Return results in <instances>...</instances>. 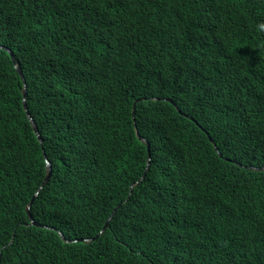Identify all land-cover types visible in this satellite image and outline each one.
<instances>
[{
  "label": "trees",
  "instance_id": "16d2710c",
  "mask_svg": "<svg viewBox=\"0 0 264 264\" xmlns=\"http://www.w3.org/2000/svg\"><path fill=\"white\" fill-rule=\"evenodd\" d=\"M0 46V264H264V0H0Z\"/></svg>",
  "mask_w": 264,
  "mask_h": 264
},
{
  "label": "clouds",
  "instance_id": "9594fccd",
  "mask_svg": "<svg viewBox=\"0 0 264 264\" xmlns=\"http://www.w3.org/2000/svg\"><path fill=\"white\" fill-rule=\"evenodd\" d=\"M104 10H106L107 12H111V8H109V6H106V7H104L103 8ZM127 13H128V11H127ZM0 50H6L9 54H10V56H11V58H12V55H11V53H13L10 49H8L7 47H5V46H0ZM14 54V53H13ZM14 58L16 59V57H15V55H14ZM12 60H13V58H12ZM13 63H14V68H15V70H16V72L19 74V72L17 71V69H16V66L17 65H20V67H21V69H22V74H23V76H21L20 74V76L22 77V79L24 80V88H25V85H26V82H25V78H24V72H23V68H22V65L17 61V59H16V61H14L13 60ZM171 82H172V85H173V83H174V80H171ZM26 91H27V85H26ZM27 95H28V93H27ZM23 96H24V92H23ZM154 99H156V98H154ZM166 101H169L170 102V100L169 99H165ZM185 100V99H184ZM26 101H27V97H26ZM138 101H140V100H138ZM137 103V102H136ZM136 103H135V106H136ZM23 104H24V99H23ZM135 106H134V108H135ZM27 108H28V102H27ZM182 108H184L183 106H182ZM24 109H25V107H24ZM26 111V110H25ZM28 111H29V109H28ZM29 113H30V111H29ZM26 114H27V112H26ZM30 115H31V113H30ZM27 116H28V114H27ZM32 116V115H31ZM186 117H188V115H185ZM29 118V117H28ZM32 119H33V121H34V123H35V125H36V127H37V129H38V125L36 124V122H35V120H34V118L32 117ZM30 120V119H29ZM30 123H31V125H32V122L30 121ZM193 123H195V120L193 119L192 120V123L191 124H193ZM32 127H33V125H32ZM186 127V126H185ZM185 127H184V129H185ZM186 129H187V127H186ZM185 129V132H188L187 130ZM33 130H34V127H33ZM135 130H136V134H137V136H138V138H140L141 139V141L143 142V143H145V144H147V146H148V151H149V153H150V143L145 139V138H142L141 137V135H140V133H139V131H138V129H137V127L135 126ZM38 131H39V129H38ZM34 133L36 134V132H35V130H34ZM39 134H40V131H39ZM36 136H37V134H36ZM40 136H41V134H40ZM207 136H209L208 134H207ZM38 137V136H37ZM187 139L188 140H193L194 138H195V133L193 134V133H191V135L188 133L187 134ZM211 138V137H210ZM38 139H39V137H38ZM211 140V139H210ZM39 142L40 143H42L43 141H42V136H41V140L39 139ZM214 147H215V150L218 152V154H221L220 152H219V149H218V146H217V144L216 143H214ZM44 154H46V152L44 151ZM46 156V155H45ZM46 158V166H47V169H48V165H47V161H49L50 162V164H51V169H52V173H53V167H52V163H51V161L47 158V157H45ZM148 166H149V164H148ZM252 169L253 170H255V171H264V167H261V168H258V167H252ZM46 176H47V170H46ZM51 177H52V175H51ZM46 179V178H45ZM50 181V180H49ZM44 182H45V180H44ZM44 182H43V184H44ZM43 184H42V187H41V189L44 187L43 186ZM48 184V183H47ZM46 184V185H47ZM136 184L134 183L133 184V186L131 187V189H133L134 188V186H135ZM40 189V190H41ZM40 190L36 193V197H38V195H39V193H40ZM34 196V197H35ZM36 199V198H35ZM33 200H34V198H33ZM32 200V204H33V201ZM30 203V204H31ZM29 204V205H30ZM29 207V206H28ZM32 207V206H31ZM117 209L118 208H116L115 209V211L113 212V217H114V215H115V213H116V211H117ZM30 210H31V208H30ZM27 211H28V208H27ZM28 214H29V218H30V220H31V225H38L36 222H35V220H34V218H33V216L30 214V211H28ZM112 215L110 216V218L112 217ZM31 216H32V218H31ZM113 217H112V219H113ZM110 218L108 219V221L110 220ZM111 219V220H112ZM110 220V221H111ZM107 221V222H108ZM107 222H106V224H107ZM110 223V222H109ZM106 226V225H105ZM104 226V227H105ZM108 228H109V226H108ZM104 229V228H103ZM103 231V230H102ZM101 231V232H102ZM100 232V234H99V236H101L103 233H101ZM60 235L62 236L63 234H61L60 233Z\"/></svg>",
  "mask_w": 264,
  "mask_h": 264
},
{
  "label": "water",
  "instance_id": "95a60500",
  "mask_svg": "<svg viewBox=\"0 0 264 264\" xmlns=\"http://www.w3.org/2000/svg\"><path fill=\"white\" fill-rule=\"evenodd\" d=\"M11 55H12L13 60L16 61V59L14 58V54L11 53ZM16 69H17V71L19 72V74H20L21 76H23V74H22V69H21L20 65H17V66H16ZM26 97H27V91H26V85H25V88H24V96H23V99H24V107H25V110H26V112H27V114H28V117H29L30 121L32 122V125H33V127H34V130H35L37 136H38L39 139L41 140V136H40V134H39V131H38V129H37V127H36V125H35L33 119H32V116L30 115V113H29V111H28ZM47 165H48L47 176H46V179H45V182H44L43 186H45V185L49 182V180L51 179V175H52L51 164H50L49 161H47ZM36 196H37V195H36ZM36 196L34 197V200H35ZM34 200H33V201H34ZM31 206H32V203L29 205V207H28V211H30ZM112 217H113V215H112ZM112 217L110 218V220L112 219ZM31 218H32V216H31ZM110 220L107 222L106 226L104 227V229H103V231H102L101 233L105 232V231L108 229V226H109V222H110ZM62 238H63L66 242H68V241L64 238L63 235H62ZM83 241H84V242H90L89 239H84Z\"/></svg>",
  "mask_w": 264,
  "mask_h": 264
}]
</instances>
